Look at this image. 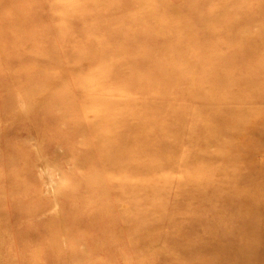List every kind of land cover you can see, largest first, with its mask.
<instances>
[{
    "label": "rangeland",
    "instance_id": "374dc122",
    "mask_svg": "<svg viewBox=\"0 0 264 264\" xmlns=\"http://www.w3.org/2000/svg\"><path fill=\"white\" fill-rule=\"evenodd\" d=\"M263 170L264 0H0V264H253Z\"/></svg>",
    "mask_w": 264,
    "mask_h": 264
},
{
    "label": "bare ground",
    "instance_id": "6f19581e",
    "mask_svg": "<svg viewBox=\"0 0 264 264\" xmlns=\"http://www.w3.org/2000/svg\"><path fill=\"white\" fill-rule=\"evenodd\" d=\"M246 46V45H245ZM208 58V57H207ZM205 59H206V57H205ZM219 62V60H217V59H215V64L216 63H218ZM209 75H210V78H214V79H216V76L215 75H218V73L217 72H215V71H213V70H211L210 72H209ZM167 77H168V75H164V76H162V81H164L165 79H167ZM212 83H215V84H217V82H212ZM169 115H171V114H169ZM167 116V117H165V120H169V117L170 116ZM175 115V114H174ZM151 120L153 121V122H155V123H157V121L159 120L158 118H156L155 116H152L151 117ZM117 122L118 123H120L119 122V120H117ZM252 131V130H251ZM111 135H112V140L114 141L112 144H111V146H107L106 147V149H104L105 151H111L113 154H112V156L110 155V153H107L108 154V158H111V159H114V158H116V157H118V156H114V144L115 145H117V143H115L116 141L118 142V147L116 148V149H118V151H120V153L121 152H124L125 150H126V145L128 144V145H131L132 147H134L135 149L136 148H138L140 151H143V150H146V147H148V145H147V138H148V136L146 135V137H144L143 135L144 134H142V136L141 137H137V138H134V137H136L135 135H136V133H132V134H130L129 135V138L130 139H128L127 141H125V142H120V141H122V136L121 135H117V133H115V131L114 130H111ZM108 135V134H107ZM121 143V144H120ZM136 145H138V146H136ZM116 162H114L113 161V163H112V165H116V166H121V163L119 162V159L117 158V160H115ZM110 161L108 160V163H109ZM171 162V161H170ZM129 167H132V166H130V164H129V166L128 167H122L121 166V168L123 169V177H125V179L129 176V172H132L133 171V173L135 172V171H140V172H137V173H139L141 176H142V173H141V171H143V170H148L149 171V173H144L143 172V174H144V176H145V174H153L157 169H167V170H169V160L167 161V163L166 162H163V161H161V162H155L154 164H152V165H150V166H145V165H143V166H140V168H141V170L139 169V168H135V167H133L134 168V170H132V171H130V170H127V171H129V172H125V170H126V168H129ZM170 167H171V164H170ZM125 169V170H124ZM139 169V170H138ZM263 173H264V170H263ZM48 175V174H47ZM137 176V175H136ZM140 177V176H139ZM50 179V178H49ZM125 179H123V180H121L120 178H117V180H119L118 182H115V183H121L122 184V187H123V189L126 191L127 190V188H134L135 189V187L136 186H134V185H132V184H130V183H126V182H124V180ZM138 179V178H137ZM206 179V178H205ZM111 181L112 180H114V179H110ZM206 181L209 183L210 182V179H206ZM134 182H136V181H134ZM113 185H114V183H113ZM197 187H198V185H197ZM144 188H146V187H143V189ZM142 189V190H143ZM121 194H123V193H121ZM244 213L245 214H249L250 213V211L249 210H245L244 211ZM254 231H255V233L257 234V236H258V244H257V246L254 248V250L253 251H251L253 254H252V257L250 258L251 259V261H252V263L253 264H264V254H262V253H264V221L262 222V223H260V224H258V226H256V229H254ZM260 244H263L262 245V247H259V245ZM259 253V254H258ZM262 254V255H261Z\"/></svg>",
    "mask_w": 264,
    "mask_h": 264
}]
</instances>
